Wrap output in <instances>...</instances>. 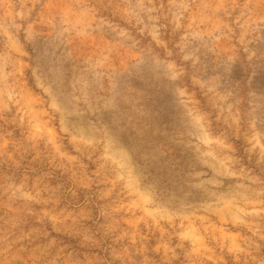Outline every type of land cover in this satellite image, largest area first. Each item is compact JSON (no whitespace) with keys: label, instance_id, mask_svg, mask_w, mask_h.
I'll use <instances>...</instances> for the list:
<instances>
[{"label":"rangeland","instance_id":"obj_1","mask_svg":"<svg viewBox=\"0 0 264 264\" xmlns=\"http://www.w3.org/2000/svg\"><path fill=\"white\" fill-rule=\"evenodd\" d=\"M0 264H264V0H0Z\"/></svg>","mask_w":264,"mask_h":264},{"label":"trees","instance_id":"obj_2","mask_svg":"<svg viewBox=\"0 0 264 264\" xmlns=\"http://www.w3.org/2000/svg\"><path fill=\"white\" fill-rule=\"evenodd\" d=\"M180 165V163H178V166ZM172 166V165H171ZM180 170V169H179ZM181 172V171H180ZM158 174H162V176L164 177V181H163V183H164V185H168L167 184V182L166 181H168V179H167V177L168 176H170L171 177V175L170 174H167V173H164V172H159ZM169 181H170V179H169ZM163 185V186H164ZM159 188H161V189H163V187H159Z\"/></svg>","mask_w":264,"mask_h":264}]
</instances>
